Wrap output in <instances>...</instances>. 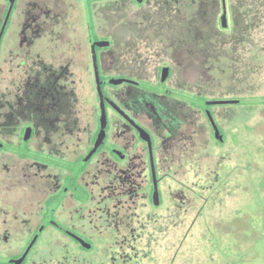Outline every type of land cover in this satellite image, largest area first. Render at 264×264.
Returning a JSON list of instances; mask_svg holds the SVG:
<instances>
[{"label": "flooded vegetation", "instance_id": "obj_1", "mask_svg": "<svg viewBox=\"0 0 264 264\" xmlns=\"http://www.w3.org/2000/svg\"><path fill=\"white\" fill-rule=\"evenodd\" d=\"M233 12L229 0H0V264H174L185 221L203 225L196 264H264V212L243 228L227 200L243 171L264 188L252 163L264 148L242 164L243 108L264 101L213 95L176 68L225 40Z\"/></svg>", "mask_w": 264, "mask_h": 264}, {"label": "rangeland", "instance_id": "obj_2", "mask_svg": "<svg viewBox=\"0 0 264 264\" xmlns=\"http://www.w3.org/2000/svg\"><path fill=\"white\" fill-rule=\"evenodd\" d=\"M229 2L234 8L233 16H237L234 29L223 31L226 35L225 40H221L222 34H216L215 43H212L209 48L205 44H200L201 52L194 50L193 60L184 57L186 60H179L180 65L176 68H184V73L188 75L187 78L194 80L196 85H210L209 88H205H208L213 95L224 94L223 97L226 98L234 97V95L248 98L259 97L261 101L263 99L261 97H264V0H229ZM252 7L254 11H250L249 8ZM246 10H249L248 13ZM203 53H213L216 60L202 65L200 59L203 58L201 55ZM210 63L212 67L207 75L202 70ZM242 116L245 125L249 128V130H243L242 164L245 166L248 161H251V153L256 155L258 149L264 148V104L258 103L253 107H244ZM254 134H259V137L255 138ZM247 143H251L253 150L246 146ZM202 151L203 148L200 146L198 152L201 154ZM211 158L217 160V153H213ZM252 163L253 167L262 166L264 157L261 159L259 156H253ZM260 176L257 177L255 173L251 175L243 171L242 194H233L227 198L228 203L230 201L236 204L242 203L243 222L240 224L243 228L248 226L245 220L249 212H264V188L260 186L253 188L257 186L255 183L261 178ZM250 180H254L253 184L249 182ZM217 209L212 207V214L218 213ZM188 224L189 221H185L183 226L180 225L174 229V244H176L174 250L178 245L174 264H196V254H201L202 245L199 236L203 234V225L197 221L189 232L185 233ZM245 242H243L244 248L247 245ZM193 248L197 253L193 252Z\"/></svg>", "mask_w": 264, "mask_h": 264}, {"label": "water", "instance_id": "obj_3", "mask_svg": "<svg viewBox=\"0 0 264 264\" xmlns=\"http://www.w3.org/2000/svg\"><path fill=\"white\" fill-rule=\"evenodd\" d=\"M221 25L224 26L225 25V16L224 14H222L221 16ZM261 101H264L263 99Z\"/></svg>", "mask_w": 264, "mask_h": 264}, {"label": "trees", "instance_id": "obj_4", "mask_svg": "<svg viewBox=\"0 0 264 264\" xmlns=\"http://www.w3.org/2000/svg\"><path fill=\"white\" fill-rule=\"evenodd\" d=\"M264 100V99H263Z\"/></svg>", "mask_w": 264, "mask_h": 264}]
</instances>
